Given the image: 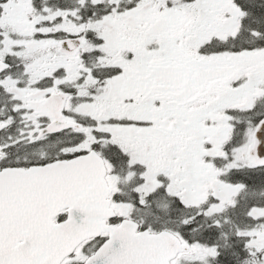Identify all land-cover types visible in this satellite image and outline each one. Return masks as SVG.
Here are the masks:
<instances>
[{"label": "snow or ice", "instance_id": "obj_1", "mask_svg": "<svg viewBox=\"0 0 264 264\" xmlns=\"http://www.w3.org/2000/svg\"><path fill=\"white\" fill-rule=\"evenodd\" d=\"M0 264H264V0H0Z\"/></svg>", "mask_w": 264, "mask_h": 264}]
</instances>
